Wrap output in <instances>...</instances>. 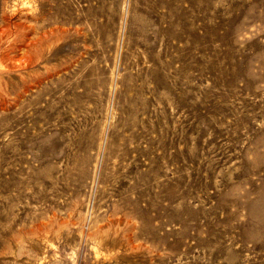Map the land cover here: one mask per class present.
Listing matches in <instances>:
<instances>
[{
    "label": "rangeland",
    "instance_id": "rangeland-1",
    "mask_svg": "<svg viewBox=\"0 0 264 264\" xmlns=\"http://www.w3.org/2000/svg\"><path fill=\"white\" fill-rule=\"evenodd\" d=\"M0 264H264V0H0Z\"/></svg>",
    "mask_w": 264,
    "mask_h": 264
}]
</instances>
